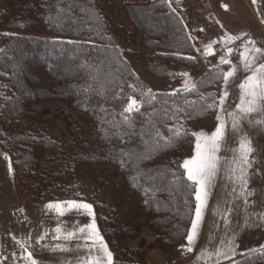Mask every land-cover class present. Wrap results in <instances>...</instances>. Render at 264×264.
I'll use <instances>...</instances> for the list:
<instances>
[{
  "label": "trees",
  "instance_id": "obj_1",
  "mask_svg": "<svg viewBox=\"0 0 264 264\" xmlns=\"http://www.w3.org/2000/svg\"><path fill=\"white\" fill-rule=\"evenodd\" d=\"M128 1L120 11L111 0H0V148L22 201L93 205L114 264H146L150 249L129 246L144 230L155 234L161 253L179 252L180 264L194 196L179 167L183 149L175 146L183 136L169 130L186 118L205 119L207 96L199 94L217 71L197 90L141 97L149 87L133 58L143 49L161 52L145 71L167 77L165 59L192 61L188 24L170 11L174 0ZM129 96L141 101L139 112L124 113ZM42 103L79 114L57 111L66 124L60 139L52 135L50 112L35 109ZM235 264H264V250Z\"/></svg>",
  "mask_w": 264,
  "mask_h": 264
},
{
  "label": "snow or ice",
  "instance_id": "obj_2",
  "mask_svg": "<svg viewBox=\"0 0 264 264\" xmlns=\"http://www.w3.org/2000/svg\"><path fill=\"white\" fill-rule=\"evenodd\" d=\"M177 3H179V0H177ZM169 6L171 5L169 4ZM224 7L226 8V6ZM189 39L194 38L189 37ZM221 39L227 45L229 42L241 39V37L226 35ZM213 43L215 42L205 46L204 54L206 57L212 54ZM241 48L242 50L227 47L225 54L220 57V65H230L228 71L213 69L217 71L215 78L222 80L224 85L219 98H216L212 94H209V97H202L205 100L202 110L216 111L215 118L217 124L214 131L209 134L203 130L191 133L186 130L183 133L179 130H169L174 131L177 136L187 137L190 135L194 137L193 154L189 158L184 159L179 165L183 169L181 175L187 182L184 187L188 195L194 196V207L189 206V213L192 214L190 218L191 227L186 235L187 245L183 248L188 253H192L194 250L200 235L210 189L214 186V182L221 171L224 172L225 178L229 181L233 183L239 182V196L244 198L245 204H247V196L251 195L247 191V175L248 169L252 167V163L254 162L250 160L254 148L250 139L245 134H242L241 124L245 120L249 124H264V50L255 47V42L251 40L242 44ZM234 51L239 54L242 70L250 74L246 75L239 84V103L234 110H228L225 108L229 95L228 85L235 78L239 70L237 65H232L229 60ZM188 59L192 58L189 57ZM179 75L187 77L188 73H181ZM183 90L186 92L197 90V85L189 80H185ZM133 91L135 92L136 89L134 88ZM140 95L141 97L145 95L151 97L152 93L149 89L146 93L141 91ZM209 99L211 102H208ZM141 106V101H138L133 96H129L127 105L123 111L124 113L132 114L133 112H139ZM254 114L258 118L255 120L249 119ZM229 122L231 131L234 134H240L238 147L235 148H226ZM156 135L159 137L160 133L157 132ZM222 150L232 152L231 159L220 156ZM5 159H8V157L5 156ZM9 170H11V167ZM232 191L235 192L236 189L233 188ZM45 207L49 211L55 212L58 218L59 222L52 230L54 232L52 240L60 241V243H56L55 245L42 243L46 241L49 235L48 230L45 229L35 240V246H39L41 251L46 249L50 252L64 253L76 251L79 253L83 250L84 254L77 255L75 264H114L113 253L110 251L107 242L98 228L92 204L77 200H67L55 203L50 202ZM69 212H73L77 217H87L88 222L81 224L77 220L71 228L65 227L64 222L59 220V218L64 217ZM227 224L228 221L225 219V227H227ZM234 240L235 237L227 241L221 240L220 245L214 251H209L207 248L202 249L197 256V260H204L205 264H209L213 257H215V264H223V259H231L235 255ZM73 241L76 242L74 247L71 245ZM16 243L22 250L23 255L21 259H23L25 264H40V261L34 258V251L30 250L34 247L31 243L30 235L28 239L17 240ZM13 256H15V253H13ZM66 264H71V262H66Z\"/></svg>",
  "mask_w": 264,
  "mask_h": 264
},
{
  "label": "rangeland",
  "instance_id": "obj_3",
  "mask_svg": "<svg viewBox=\"0 0 264 264\" xmlns=\"http://www.w3.org/2000/svg\"><path fill=\"white\" fill-rule=\"evenodd\" d=\"M111 1L114 6L118 7L120 11L122 10L125 3L129 2L128 0ZM174 1V6L169 7L170 11H180L181 15L185 19V22L188 24L186 36L188 37V39L189 37L194 38L189 39L186 48V51H188L187 55L192 58V61L189 63H182L175 56L165 59L161 63L165 66L167 71L166 74H168V76L165 78H157L146 72L145 67L149 66L150 62L153 61L152 59H154L155 57L158 58L161 52L152 50L150 51L146 49H143L141 52L138 49H129L138 50L142 54L140 57H138V59L134 57L132 60V64L135 70L140 72L141 80L147 84V86L153 93L175 94L186 92L183 90L185 80H189L195 83L197 85V88H199L198 86L200 85V82L204 80V78L210 76V73L214 72V68L216 70H223L222 66L224 65H220L219 61L220 57L225 53L220 52L226 51L227 47L241 50V45L248 40L254 41L255 45L264 47V0H260L263 6L261 10H258V8H256L253 0H179V3H177V0ZM221 3H225L226 8L222 7ZM191 16L198 23H202V26L196 28L199 25L195 24V26L191 22ZM120 22H122L128 29H133L125 20L124 14H121ZM215 22H217L218 25H216ZM148 26L150 25L148 24L147 27ZM226 35L239 36L241 37V39H237L234 42H229L227 45H225L224 41L221 38L225 37ZM212 42H215L212 45V54L206 57L204 54V48L206 45ZM237 55L238 52L234 51V53L229 57L230 62L235 60ZM159 62L157 64H159ZM181 73H188V76L183 77L179 75ZM219 86L220 80L216 79V81L211 84V87L203 89L202 93H200L199 96L206 95L207 97H209V94H212L216 98H219L221 88V86L220 88ZM208 102H211V100L209 99ZM35 109L37 111L47 110L48 112H50L48 113V119L50 121L49 125L50 128L53 129L52 135L56 139H60L65 133L66 129V124L64 123L62 117L58 116L59 114H57V111L60 110L67 113L69 112L76 118L79 117L78 113L69 111L63 103H42L36 106ZM213 113L214 111H209L208 114H206L205 116L203 115V117L205 118L203 121L201 120L202 116H200L199 119L186 118L185 120H183V123L180 126H175V129L179 131L187 130L190 133L200 131V129H196V127L201 124L212 123L216 115V113ZM187 141L188 144H186ZM175 146L177 147L176 149H183L182 151L184 152V156L180 159V163H182L184 159L189 158L193 154L194 137H191L190 135L187 137L183 136L179 139V143H177V145ZM259 201V198L250 197L247 198V204H245L244 198L238 197L236 199H232V203L230 204V200L228 199L227 207L225 206L224 208V221L225 219H227L228 224L230 225L229 229H226L225 233H223V235H219L218 238L216 237V239L213 237L209 239L208 237L207 242L202 241L201 244L196 246V251L194 254L195 258L193 260H190L186 264H197L195 262V259L197 258L199 252L205 248H207L209 251H213V243H219L218 240L221 237L224 241L235 237V255L231 259H223V264H235V262L239 260L238 258L240 256L249 254L247 252L249 250H253V248L263 240L260 233L262 232V229H264V227L258 228V225L262 219V211H264V208L261 209L258 204H255V202ZM261 201L263 202L264 199H262ZM22 202L27 206L31 205V203L25 201ZM50 202L55 203L54 201ZM50 202L38 203L37 205L40 208L43 206L42 212H48L44 214L48 216L44 219L50 223H53L55 215L53 211H49L45 207ZM190 206H192L191 202ZM26 210H28V208L23 207L21 209L22 213L20 215H16L14 219L11 220L24 222ZM4 218L5 221H9L10 219H7L9 218V214H5ZM257 231L258 234H256ZM143 237H145V239ZM138 240L140 241V249H150V251L152 249H156L160 252L156 245V236L149 230H144ZM131 244L132 243L130 242V247ZM183 244L184 243L179 242V248H181ZM160 254L164 256L162 258L164 262L161 263L159 261V264H176L175 257L180 256L179 252L176 253L175 256H169L167 254L165 255L161 252ZM156 257L157 256H151L150 264H158ZM209 264H215V261H211L209 262Z\"/></svg>",
  "mask_w": 264,
  "mask_h": 264
},
{
  "label": "crops",
  "instance_id": "obj_4",
  "mask_svg": "<svg viewBox=\"0 0 264 264\" xmlns=\"http://www.w3.org/2000/svg\"><path fill=\"white\" fill-rule=\"evenodd\" d=\"M254 3L256 5V8H258V10H261L263 8L262 2L260 0H255ZM225 5H226L225 3H221L222 7H224ZM255 47L264 50L263 46L255 45ZM220 53H225V51H221ZM231 64L237 65L239 70L235 78L231 80L228 85L229 95L225 103V108H227L228 110H234L236 105L239 103V95H240L239 84L242 82L243 78L246 75L250 74V73H245L242 70V67L240 66V62H239V54L236 56L235 60L231 61ZM228 66L229 67L227 71L230 69V65ZM223 87L224 85L222 82L220 88V94ZM256 118L258 117H256L254 114L249 119L255 120ZM216 124L217 121L216 118H214L212 123L198 125L196 129H200V131L203 130L210 134L212 131H214ZM241 129H242V134H245L248 137V139H250L252 143V147L254 148V152L250 156V160L254 162L252 163V167L248 169V175H247V180H248L247 191L250 192L251 195H248L247 198L250 197L259 198L260 201L255 202V204H258L262 209L264 208V201L263 202L261 201L262 199H264V124L261 125H257L255 123L249 124L248 121L245 120L241 124ZM239 135L240 134H234L231 131V126L229 122V128L227 131V138H226V148L238 147ZM232 155L233 153L230 151L222 150L220 152V156L225 157L226 159H231ZM5 156H7L8 159H5ZM10 167L11 170H9ZM233 188L236 189L235 192L232 191ZM239 191H240L239 182L233 183L229 181L228 179L225 178L224 172L221 171L218 175V178L214 182V186L210 189L207 208L205 209L203 221L201 224L200 235L197 239L194 250L192 253H188L183 250L184 246L187 245V240H186V242L180 248L182 250V254L186 255V259L180 264H186L187 262L195 258L194 254L196 251V246L201 244L202 241L207 242L208 237L209 239L212 237L216 239V237L218 238L219 235H223L226 229L227 230L229 229L230 227L229 224H227V227H225L224 208L225 206L227 207L228 199L230 200V204H231L232 199H236L240 197ZM54 202H62V201H54ZM37 204L38 203H31L30 206H27L23 204L22 200H20V198L18 197L15 187L14 168L11 159L8 156V154H6L0 148V264H25L23 259H21L23 255L22 250L20 246L16 243V241L26 240L28 239L29 235L31 236V243L34 245V247L30 250L34 251V258L39 260L40 264H66V262H71V264H75V259L77 255L84 254L83 250H81L79 253H77L76 251L61 253V252H50L46 249L41 251L39 246H35L36 238L39 235H41L45 229L48 230L49 235L46 241L42 243H48L51 245L60 243V241L52 240V236L54 235V232L52 230L57 226L59 222L55 212L53 213L56 217V221L54 217L53 223H50L44 219L45 217H48L47 215H44L45 213L48 212H42L43 206L40 208L38 207ZM23 207L28 208V210L25 211L26 212L25 221L19 222V221L11 220L14 219L16 215H20L22 213L21 209ZM94 212H95L96 223L98 225L95 209ZM5 214H9V218H7L10 219L9 221H5L4 218ZM262 214H263L261 217L262 219L259 222L258 228L264 227V211H262ZM59 220H62L64 222V226L67 228H71L72 225L77 220L81 224L88 222L87 217L85 216L77 217L73 212L67 213L64 217L59 218ZM256 234H258V231L256 232ZM260 234L263 240L259 242L253 248V250H249L247 252L249 254H244L245 256L264 250V238H263L264 229H262V232ZM143 238L145 239V237ZM221 240L222 237L219 238L218 240L219 243L217 242L213 243V251L216 250V247L219 246ZM75 243L76 242L73 241L71 242V245L74 247ZM131 243H132L131 248L134 249L139 248L140 245L139 240L133 241ZM13 253H15V256H13ZM151 256H157L156 259L158 264L160 262L161 263L164 262L162 259L164 256H162L158 250L152 249L148 253L146 264L151 263ZM245 256L242 255L238 259H241ZM214 258L215 257H213L212 261H215ZM195 262L197 264L205 263L204 260L198 261L197 258L195 259Z\"/></svg>",
  "mask_w": 264,
  "mask_h": 264
},
{
  "label": "built area",
  "instance_id": "obj_5",
  "mask_svg": "<svg viewBox=\"0 0 264 264\" xmlns=\"http://www.w3.org/2000/svg\"><path fill=\"white\" fill-rule=\"evenodd\" d=\"M191 22H192L194 25H195V24H196V25H199V26H198V27H196V28H199L200 26H202V25H201L202 23H198L197 21H195V20L193 19V17H192V16H191ZM215 24H216V25H218V23H217V22H215ZM196 25H195V26H196Z\"/></svg>",
  "mask_w": 264,
  "mask_h": 264
}]
</instances>
